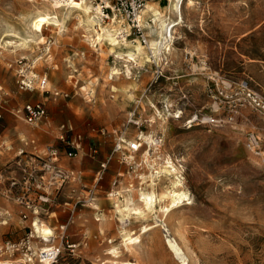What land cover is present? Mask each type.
<instances>
[{
	"label": "rangeland",
	"instance_id": "obj_1",
	"mask_svg": "<svg viewBox=\"0 0 264 264\" xmlns=\"http://www.w3.org/2000/svg\"><path fill=\"white\" fill-rule=\"evenodd\" d=\"M98 1L93 4L100 6ZM148 1L160 10L169 4ZM190 1L185 0L183 21L173 30L172 50L161 60L149 49L152 21L142 23L148 37L144 45L130 23L117 17L128 26V45L144 47L146 58L131 76L122 70L112 77L114 68L127 65L116 60L126 45L113 51L106 45L93 48L84 15L34 31L29 23L45 11V0H0V264H16L35 245L40 254L27 264H50L42 253L53 249L60 251L53 264H111L115 257L107 250L119 245L121 230L138 233L143 222L156 220L134 251L119 245L118 259L181 264L167 244L166 227L189 264H264V153L257 155L246 141L253 132L264 146V110L251 104L239 86L248 82L264 100V0ZM115 18L101 15L100 23L110 27ZM11 33L22 38L16 52L2 44L3 37L13 38ZM50 37L55 43L45 53L43 44ZM39 56L37 72L49 78L48 92H40L47 98V113L29 124L22 109L38 102V91L19 90L17 65ZM216 102L219 110L213 108ZM152 105L162 114L169 110L155 135L161 140L157 147L179 168L192 203L166 218L150 213L146 222L121 221L110 203L112 192L122 180L135 186L141 181L136 174L129 177L123 159L130 152L127 142L121 152L114 148L119 140H136L135 122L151 115ZM26 128L38 134L30 137ZM54 148L73 154L63 160L71 163L63 166L68 183L60 192L52 187L28 191L22 169L32 164L39 169ZM169 182L164 175L160 184ZM24 195L28 210L21 204ZM33 222L54 234L48 240L40 234L31 238Z\"/></svg>",
	"mask_w": 264,
	"mask_h": 264
},
{
	"label": "bare ground",
	"instance_id": "obj_2",
	"mask_svg": "<svg viewBox=\"0 0 264 264\" xmlns=\"http://www.w3.org/2000/svg\"><path fill=\"white\" fill-rule=\"evenodd\" d=\"M191 1L190 3H192ZM184 3L185 0H169V4L162 10L152 4H146V8L140 16L141 24L147 23L149 20L154 24L149 31L151 37L149 49L157 60L168 56L172 50L175 40L173 30L175 26H178L183 21ZM45 8V11L39 15H34L29 23L34 31L42 30V25L44 27L50 25L60 27L73 14H76L79 19L81 15H84L85 20H82L87 23V26L85 23L83 24L87 27L85 28L88 32L87 37L93 48L99 49L101 46L106 45L113 51L122 47V44L126 45V49L117 54L116 60L120 64L127 63V65H122V69L114 68L111 73L112 77L119 75L122 70L125 76H131L132 69L135 67L140 69L142 67L141 65L146 58L144 47L139 44L136 46L128 45L126 40L128 26L125 25L122 19L120 20L116 17L110 21V27L103 26L100 23L102 13L100 6L94 5L93 0H45ZM82 20L80 21L83 22ZM10 37L13 38L5 40L6 37H3L2 44L4 42V47H11L12 51L16 52L22 46V43H20L22 38L16 33H11ZM31 53H33L32 49ZM40 59H43V56H39L36 61ZM150 110L151 115L135 122L137 126L136 140L140 143V148L137 151L124 153L123 158L130 167L128 172L130 179L133 178V174H136L141 183L135 186L131 182L132 180H122L112 192L113 198L110 203L116 209L121 221L134 218L140 222H146L150 213L155 215V219L156 217L159 219L166 218L175 209L192 203V196L184 185L179 168L166 154L159 151V147L154 145L157 129L165 123L169 110L166 109L167 113L162 114L155 105H152ZM180 113L178 112L177 114ZM28 134H30V131ZM125 142L129 145L131 141L125 140ZM164 175H169L170 177V182L167 186L160 184ZM143 184H148L149 188H144ZM133 194L135 195L134 200L131 199ZM157 223L158 221L156 220L154 224ZM154 224L143 222L139 227L138 233L126 229L121 230L119 245L126 252L134 251L140 245L142 236L151 229L153 230ZM32 227L31 238L36 234H40L44 240H48L54 234L53 230L45 224L40 225L37 222H33ZM163 229L167 233L166 241L172 253L181 264H189L188 257L181 245L175 238L171 237L169 229H166V227ZM119 245L114 244L107 250L115 257L111 264H133L131 261L118 259L120 256ZM9 249L11 248L9 247ZM49 252L42 253V260L46 258L51 264ZM39 254L40 249L36 245L31 246L29 251H25L21 257L17 258L16 264L35 263L33 257ZM9 264L14 263L10 262Z\"/></svg>",
	"mask_w": 264,
	"mask_h": 264
},
{
	"label": "built area",
	"instance_id": "obj_3",
	"mask_svg": "<svg viewBox=\"0 0 264 264\" xmlns=\"http://www.w3.org/2000/svg\"><path fill=\"white\" fill-rule=\"evenodd\" d=\"M147 1L148 0H99L98 2L102 12L101 15L105 20H109L111 16L123 18L130 23L140 41L144 45H147L148 37L145 33V27L139 20L142 12L146 8ZM54 43L55 42L52 37L48 38L43 44V52H50ZM36 62V59L31 61L27 59L19 60L17 65V85L20 91L30 93L36 91L44 93L47 92L49 78L47 74H40L37 72ZM219 83H222L223 85L227 84L221 78H219ZM239 86L241 91L245 92V95L247 99L250 100L251 104L256 106L258 109L264 110V100L256 93H253L254 91L249 88L248 82L244 81ZM227 87L232 88L233 84L228 83ZM217 104L213 105L215 110L220 109L219 104ZM46 111L47 110L43 102L29 101L23 106L22 114L27 123L33 124L43 119L47 113ZM210 119V122L215 121L212 116ZM63 139V136L59 138L60 141H63ZM246 141L248 147L257 155H263V142L257 134L253 132L248 133ZM160 142L161 140L159 138H154V145L158 146ZM125 143L126 142L124 140H119L115 145L114 151L121 152L124 149L123 144ZM128 147L130 151H137L140 148V143L137 142V140L131 141ZM72 156V152L64 153L57 148L52 149L45 159H41L39 169L33 164L32 166H25L22 169L24 186L28 191L31 187H34L38 191H42L46 187H52L57 192H60V190L68 183L70 178L69 172L61 164V159L63 157ZM12 185L15 186L16 183H13ZM42 196L46 197H41L45 202L49 201L47 194H42ZM21 204L24 206L23 208L27 210L30 209V200H25V195L21 199ZM24 218H27L26 214H24ZM59 254L60 251L56 249L49 252V256H51V264L56 261Z\"/></svg>",
	"mask_w": 264,
	"mask_h": 264
},
{
	"label": "crops",
	"instance_id": "obj_4",
	"mask_svg": "<svg viewBox=\"0 0 264 264\" xmlns=\"http://www.w3.org/2000/svg\"><path fill=\"white\" fill-rule=\"evenodd\" d=\"M151 2H154V0H150ZM150 1H148V2H150ZM47 90H48V88H47ZM48 92V91H47ZM46 92V93H47ZM47 100V98H46V96L43 94V95H41L40 94V92H38V99L36 100V101H38V102H43V101H46ZM42 120V119H41ZM41 120H39V121H41ZM38 122V121H37ZM30 131V137L31 136H34V135H37L38 134V131L39 130H37V129H33V128H26V133L28 134V132ZM32 143H34V141H32ZM66 157H63L62 159H61V164H62V166H65V167H70L71 166V163L70 162H67V163H64L63 162V160L65 159ZM105 167V166H104Z\"/></svg>",
	"mask_w": 264,
	"mask_h": 264
}]
</instances>
